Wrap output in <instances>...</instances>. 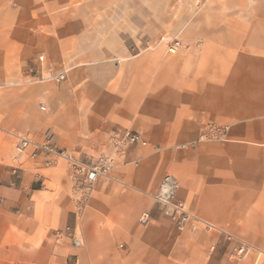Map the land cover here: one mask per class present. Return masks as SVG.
Masks as SVG:
<instances>
[{
    "label": "crops",
    "instance_id": "obj_1",
    "mask_svg": "<svg viewBox=\"0 0 264 264\" xmlns=\"http://www.w3.org/2000/svg\"><path fill=\"white\" fill-rule=\"evenodd\" d=\"M227 4L238 14L175 15L173 0H0V264H67L69 254L264 264V0ZM210 124L226 136L201 139ZM125 129L147 145L125 147L82 216L63 162L15 157L14 134L89 161ZM167 174L213 227L179 230L165 216L153 194ZM68 227L82 246L57 238ZM226 233L261 255L236 259Z\"/></svg>",
    "mask_w": 264,
    "mask_h": 264
},
{
    "label": "built area",
    "instance_id": "obj_2",
    "mask_svg": "<svg viewBox=\"0 0 264 264\" xmlns=\"http://www.w3.org/2000/svg\"><path fill=\"white\" fill-rule=\"evenodd\" d=\"M182 46L180 39H172L167 43V49L170 53H176ZM58 75V74H57ZM65 74L56 77V80L64 79ZM227 127L210 124L202 133L201 139H220L226 136ZM16 137L15 157L29 156L32 159L41 157L46 167H52L61 161L68 168L71 179L74 183L76 213L82 216L90 202V198L94 191L95 184L101 178L109 177L111 170L116 166L120 158L125 156V147L127 145L141 143L147 145V141L139 132L130 129L118 131L111 136V151L109 153H101L96 159L84 160L75 153L66 149L56 147L49 139L45 142L38 143L27 136L14 134ZM178 181L173 175H165L153 194L154 200L162 207L163 213L168 217L175 227L183 230L189 226H195L200 222L205 228L213 227L210 223L201 220L192 213L186 206L185 202L177 197ZM148 215L144 214L141 222L147 220ZM62 235H68L72 238L71 244L74 247L82 246L81 235L76 229L67 228L66 231L57 230V238ZM235 247V255L239 259H243L252 252H257L258 257L261 251H256L254 247L243 240L237 239ZM73 264H79V258L74 257Z\"/></svg>",
    "mask_w": 264,
    "mask_h": 264
},
{
    "label": "rangeland",
    "instance_id": "obj_3",
    "mask_svg": "<svg viewBox=\"0 0 264 264\" xmlns=\"http://www.w3.org/2000/svg\"><path fill=\"white\" fill-rule=\"evenodd\" d=\"M225 1H228V0H178L177 5L175 6L176 3L173 0L174 5L169 9L172 14H175V15L182 14L184 16L199 15V16L207 17V16H218V15H223V14L231 15V16L237 15L238 14L237 8L228 6V4L227 6L222 7L223 2ZM216 4L218 6H215ZM226 234H227L228 240L230 241L236 240V237L228 233ZM68 257L69 258H68L67 264H73L74 257H77V256L69 254ZM234 257L238 260H241L235 255V248H234Z\"/></svg>",
    "mask_w": 264,
    "mask_h": 264
},
{
    "label": "bare ground",
    "instance_id": "obj_4",
    "mask_svg": "<svg viewBox=\"0 0 264 264\" xmlns=\"http://www.w3.org/2000/svg\"><path fill=\"white\" fill-rule=\"evenodd\" d=\"M59 75H62V73H59L57 76H59ZM57 76H56V77H57ZM261 252H262V251H261Z\"/></svg>",
    "mask_w": 264,
    "mask_h": 264
}]
</instances>
